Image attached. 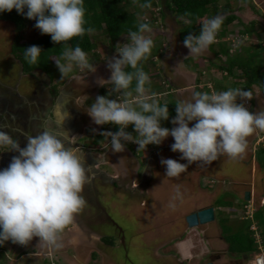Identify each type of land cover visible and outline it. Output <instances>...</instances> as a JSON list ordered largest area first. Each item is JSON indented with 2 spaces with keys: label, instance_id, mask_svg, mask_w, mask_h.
Returning <instances> with one entry per match:
<instances>
[{
  "label": "clouds",
  "instance_id": "clouds-1",
  "mask_svg": "<svg viewBox=\"0 0 264 264\" xmlns=\"http://www.w3.org/2000/svg\"><path fill=\"white\" fill-rule=\"evenodd\" d=\"M141 7L151 8L152 5L145 3ZM13 9L25 18L35 20V28L39 29L42 35H50L54 44L71 41L74 37L83 36L86 31L88 33L95 31L90 26L85 28L84 0H0V13L11 12ZM25 9H27L26 13ZM178 19L184 18L178 17ZM224 19L223 14H217L202 22L198 35L189 34L185 37L183 44L189 49L188 56H199L217 41L216 36ZM146 32H152L151 26L148 23H138L136 31L128 32L129 43L124 44L123 47L117 45L116 54L107 59V67L111 72L107 82L112 85L111 92H108L107 96H87H93L95 100L87 111L94 124L100 128L106 124L118 127V131L115 132H100L99 128L97 134L100 132L104 135L106 132L110 137L113 153L124 152L128 143L138 145L136 151L146 150L148 145H160L171 136L174 139V143L170 146L171 150L179 152L181 154L179 160H186L187 163L162 157L160 163L166 168V177L170 178H179L194 162L211 164L225 154L230 158L242 157L248 147L247 137L257 129L264 131V111L257 113L250 111L249 108L253 99L251 89L245 90L241 87L215 92L214 89H210L213 88L212 81H208V78L205 81L200 80L196 84L198 91L193 92L190 100L176 101V116L171 120L174 127L171 129L162 127L161 121L169 119L168 105H161L154 94H148L145 85L150 84V79L140 63L151 55L154 47L153 39L151 36H146ZM231 43L227 46L228 53H235L237 45L230 48ZM42 52L41 47L31 45L25 48L24 59L29 64H37ZM87 53L77 45L75 48L68 47L63 52L61 59L65 61L64 63H61L60 59H54L61 73V79L73 72L74 65L94 73L96 68L90 62ZM219 57L216 55V60ZM206 59L209 60V57ZM235 70L239 69L233 68L232 73L226 69H217L222 71L224 76L232 75ZM24 73L31 75L30 72ZM47 77H49L48 73ZM47 77L45 85L51 81L50 78L47 81ZM241 77V79L245 78L243 75ZM203 84L204 89H209L208 92L202 88ZM172 90L174 89L168 92ZM113 93L116 94L115 99L110 98ZM0 104L2 106L4 103L0 102ZM192 122L195 123L190 127L189 124ZM130 125L133 126L135 135L126 131ZM92 131L96 132L97 129ZM26 141V146L21 148L18 140L0 130V149L18 153L12 157L7 168L0 170V245L10 240L13 244L27 246L34 237H38L50 246L61 248L63 245L58 242L60 235L73 223L74 216L86 205L81 193L85 184L90 182L89 167H86V161L77 151L72 147H66L61 137L50 131L29 135ZM142 167L138 169L139 172L143 170ZM201 186L206 187L205 183ZM247 190L250 198L245 200L243 197L245 201L243 211L245 205H248L253 198L251 189ZM180 196L178 186L177 197ZM259 201L264 202L263 198ZM214 204L212 205L214 209L219 211V207L217 209L216 203ZM242 217L256 225L264 245V232L256 221L255 209L252 210L251 217ZM183 219L184 217L182 221L186 229L175 243L178 254H180L178 243L184 239H192L188 232L194 228L187 227ZM250 230H253L251 225ZM254 233L253 230L251 234L256 250L250 252L252 257L247 261L243 259V264L256 263V258L261 254ZM197 235L201 237L202 233ZM181 246L183 252V242ZM198 246L200 248L196 246L197 248L193 247L190 250L191 242L187 243L190 252H184L187 256L182 259L183 264H186L185 259L194 256L201 257L202 262L206 263L210 251L213 250L209 249V242H202ZM204 253L208 255L206 258L202 257ZM8 260L9 264H15L14 255L9 256Z\"/></svg>",
  "mask_w": 264,
  "mask_h": 264
},
{
  "label": "rangeland",
  "instance_id": "rangeland-1",
  "mask_svg": "<svg viewBox=\"0 0 264 264\" xmlns=\"http://www.w3.org/2000/svg\"><path fill=\"white\" fill-rule=\"evenodd\" d=\"M131 1V0H129ZM156 5L152 6L150 10L143 11V8L141 5H138L140 12H137L136 8L134 7V3L129 2L128 10L130 12H136L138 20H150L152 18V15L155 17V23L151 25L152 32L151 33H145L146 36H151V38L154 41V47H153V55L150 59V61L145 62L144 71L146 72V69L149 67L152 70H148L146 73L149 76L150 84H146L145 87L148 89V94L152 95L154 94L157 100L167 102L169 99H175L180 100H190L192 97V93L195 91H198V86L195 85L194 87L191 86L188 87V83L185 79L182 78V74L180 71H186V69H192L194 72H198L203 70V67L209 68V73L206 75H203L198 73V80L199 76L201 81H205L206 78H208V81H212L213 88L210 87L211 90L214 89L215 92L220 91H226L229 88H241L243 87L245 81L244 79H241V71L235 70L232 75L224 76L222 71H217V63L218 60H220V63L225 61L228 55H234L239 47L242 45L243 47H247L252 50V48L258 44L259 47L256 49V55L259 58L258 64H263L261 66V70L264 71V0H220L217 4H213L211 7V12L207 13L203 18L202 21H205L209 18H212L216 16L217 14H223L226 15L227 13L233 12L237 18L231 22L230 24L226 26H221V29L218 31L216 40L224 41L223 44L226 47L228 46V43H231V39L234 40L231 44H229L230 48L236 47L235 53H226V54H219L220 56L218 60H216V55L211 51L214 52L218 51V48L220 46L219 43L214 42L211 46L212 49H209L210 52L205 50L202 52L199 56H187L189 53L187 51H183L180 49V46L178 44L179 33L180 29L183 26V22L176 20V15L173 14V12L169 11V8L165 6V0H155ZM163 10L164 15H160L159 10ZM152 14V15H151ZM184 21V20H183ZM253 22L252 24H249ZM35 21L28 19L26 23V27L24 30H22L21 34L24 38V41H30L29 43L21 44L22 41L18 42V40L13 41V35H15L14 29L12 25L9 22L0 21V102L4 103L5 101H8L10 103H20V107L23 110L21 117H25L27 120L30 116L33 114L31 113V109H38V106H41L40 101H46L47 105L50 104V100L48 95L54 96L59 90L61 91L69 89L74 90V94H80L81 97L79 98V102L83 103L84 108L88 106L87 108H90L91 104L95 101L93 96L87 97V90H90L94 93L95 97L99 96H107L108 92L110 93L112 90V85L107 82V80H104V82H99L101 79H104L106 75L111 76V72L107 67V59L111 58L114 54H116V47L119 45L120 47H123L124 44L129 43V39L126 35L121 34L111 45L110 41L108 40L107 36H105L103 33L100 32H94V39L96 40L94 43L93 49L88 52V56L90 57V62L93 63L94 67L96 68V71L94 73L89 72L87 69H81L78 66L74 65V69L72 73H69L68 76L61 79V73L59 72L58 68L56 67V64L54 65L53 69H50V67L47 69V63L42 56H40L37 64H32L34 67L41 68L43 65H45V69L41 70L45 71L43 74V78L46 80L47 72L50 74V77H47L51 79V81L47 84V92H40L39 87L37 85L38 83V74L35 78V76H30L28 74H25L22 71V64L20 60L12 55L11 52V46H15L17 42V47L19 50H21L24 53L25 48L31 46V42L33 40H37L38 36L42 35L40 30L35 28ZM225 36L221 37V32ZM249 32V33H248ZM92 35V38H93ZM17 39V38H16ZM33 42V45L38 44ZM25 44V45H24ZM40 47V46H39ZM69 46L68 45H62V48L64 51L67 50ZM241 48V47H240ZM244 52H242L243 54ZM207 54L209 55V60L206 59ZM238 56V54L236 55ZM60 57L61 63H64L65 61L61 59L62 55H58ZM233 57V56H232ZM214 59V60H210ZM223 60V61H221ZM205 70V69H204ZM72 75V76H71ZM71 76V77H70ZM102 76V77H99ZM153 79V80H152ZM197 80V81H198ZM100 83V84H99ZM161 85L167 84L172 89H178L177 91L172 90V92H165L163 88L160 87ZM100 85V86H99ZM18 86V89L16 87ZM101 90L99 89V87ZM157 86V89L154 88ZM165 86V85H164ZM190 86V85H189ZM36 87V88H35ZM187 87V88H186ZM207 87V86H206ZM27 88V89H26ZM29 88V89H28ZM194 88V89H193ZM203 89L205 88V85L203 84ZM17 89V90H16ZM251 91L253 92V99L252 104L249 107L250 111L253 112H262L264 111V88H258V86L252 85L250 87ZM22 95L21 98L16 100V97L10 96L11 92L18 91ZM62 90V91H63ZM206 92L209 91V89H204ZM28 91V92H27ZM192 92V93H191ZM203 92V91H202ZM65 93L63 92V95ZM115 93H113V96L110 97L112 99H115ZM24 96V97H23ZM86 100L84 101V99ZM135 97V93L133 94V98ZM4 106V104L2 105ZM0 108L1 104H0ZM86 108V110H87ZM17 112H14L16 114ZM87 114V113H86ZM8 115L6 114L5 117ZM176 116V115H175ZM89 120H86L87 129L86 131L93 129L99 130L98 125H95L92 121V118H88ZM173 117L167 121H164V124H161L162 127H167L171 129L174 127V125L171 123V120ZM7 122H4L2 125H5L10 129L12 127V123L14 121H9L10 119L6 118ZM30 122V121H27ZM195 122H192L189 124L191 127ZM28 124V123H27ZM37 131V130H36ZM104 131H113L115 132L112 127L109 125L106 127ZM126 131L132 132L133 135H135V132L133 130V126H129ZM39 133V131H37ZM107 136V134H106ZM171 137V136H169ZM84 139H79V141L84 145H90V144H100L99 137H96V134L94 133H87L86 136L83 137ZM86 139V140H85ZM103 139V136L102 138ZM107 145L110 143V137L107 136ZM173 142L174 139L171 137L170 140L163 141L164 145H167L169 143ZM248 147L246 149V152L242 155V157L237 158H230L227 154L221 156L217 161L212 162L211 164H200L199 162H194L193 164L189 165L187 171L185 173H182L179 178H170V182L167 183V180L163 183V186L161 185V179L159 178V183L157 188L151 187L155 182L153 180L156 173V160L155 155L158 150L161 148L158 147L159 145H148L146 150L142 149L140 151H136L138 145L134 143H128L127 147L129 148V151H132L133 153L136 152L137 159L135 160L133 157H131L132 162L134 165L138 164V161L140 162V165L144 163L149 162V168L148 172L152 175V181L150 176H146L147 180L143 182V186L145 188V198L141 197L144 202V206H140L142 208L141 213H132V212H124L121 213V209L118 210V208L114 207L112 208L111 214L113 215L112 220L117 221L120 223L123 228V231L127 233L129 236V241L131 242V246L128 248L127 251H125L123 244H120V238H118L119 230L114 227L113 222L110 224H106L108 227L107 230L101 228V226H97L96 220L95 221H89V225L85 230L88 232H85V235L83 236V240L78 242L75 246L76 253L72 249L71 245H68L67 247H61L56 248L55 246H50L46 242L40 240L38 237H34L33 241L31 242V246H36L34 252H28L27 254H18L15 256V264H41L43 261L51 256L55 258L54 262L58 264H72L74 262L75 264H85V261L88 259V254L90 251H93L91 254L90 259L92 260L88 261V264H102L101 259L102 257H105L104 252L107 250V252H110L112 254L113 258L118 260L117 264H128L129 261L134 262V264H144L142 262L143 258L148 257L151 255V251L154 253L157 252V248L161 249L158 253L157 257H167V254L172 255V253L177 254L174 250L177 246L176 244H168L171 240H178L182 234L179 236H173L172 239L168 231L171 229V223L176 219H180L179 222H182V218L185 215L186 210H182L181 208H186L189 201L192 200H198V197L192 196L191 193H189V189L191 191H195V193H198L199 198L203 197L206 199L208 197V200L210 203H216V208L219 207V213L218 210L215 212V220L210 223H206L204 225H198L197 227L191 228L189 230V236L193 238L197 234H200L199 229L203 228V231L205 233L204 237H208L206 239L201 238V242H209L210 248L212 250H222V246L224 247L222 241H220L218 232L221 231L222 239L224 242H226L227 249L230 250V246L235 244L237 247L239 240L233 239V234H236L238 232L250 230L251 220L247 218H243V194L241 193V189L238 186L241 187H248L252 188V192H254L253 198L250 202H248V207L252 210L255 209V216L258 214V219L256 221L258 222V225L261 227L262 232H264V202L259 203L260 201V195L259 193L264 194V167L262 169H259V167L256 166V171L253 172L254 174V181L253 185H251V179L248 177L246 181V185L244 181V178L250 168V164H253V161L255 160L254 157V151L256 148H258L260 145H264V131H260L257 129L252 135L247 137ZM171 143V145L173 144ZM163 152L161 151L159 154L161 155ZM178 155H177V154ZM179 152L172 153V158L178 160L180 163H187L186 160H179L180 157ZM168 157V155H166ZM237 161L244 163L243 165H238ZM257 163V162H256ZM255 163V164H256ZM10 163L6 164V167H8ZM141 165V167H142ZM162 167V166H161ZM234 167H237V170L233 169ZM247 168L248 170H245L244 168ZM151 169V170H150ZM239 169H243L244 171L240 172ZM160 170L165 173L166 168L165 166L160 168ZM235 172V177L237 178L239 183H235L234 179L233 183H231V177H233L232 173ZM193 173L195 177V183L196 187L193 188L191 185V182L186 178V176ZM139 174L142 175V170L139 172ZM159 174V173H158ZM249 174H251V171L249 170ZM142 176H139L141 179ZM205 178L206 181L204 182L206 187H202L200 185V179ZM150 178V180H148ZM186 178V179H185ZM190 178V177H189ZM188 180V181H187ZM250 182V183H249ZM167 183L168 185H165ZM187 183V184H186ZM249 183V184H248ZM146 184H149L148 187H145ZM184 184L186 187H184ZM142 186V187H143ZM179 186V191L181 196L177 197V187ZM189 187V189L187 188ZM161 187V188H160ZM184 187V188H183ZM201 189V193L197 192V190ZM234 189L239 191V193L235 192ZM240 189V190H239ZM205 190L209 191V194L206 193ZM259 190H262L259 192ZM163 191H165V194L162 195ZM189 193V194H188ZM237 194L238 196H236ZM209 195V196H207ZM162 196V197H161ZM263 196V195H262ZM155 197H158L156 199ZM217 198V199H216ZM216 199V200H215ZM221 199V204H219L217 201ZM141 200V199H140ZM215 200V201H214ZM187 201V202H186ZM207 201V200H206ZM230 201L232 206L229 204ZM143 203V202H141ZM93 204H96L95 201H93ZM173 204L176 208L179 210L176 211V213L173 214L172 210L175 209L173 207ZM253 204V206L251 205ZM200 205V203H196L195 208ZM136 210H138V205L133 206ZM194 208V210H195ZM200 208V207H199ZM254 208V209H253ZM198 209V208H197ZM134 210V209H133ZM180 214L178 215V213ZM132 214H135L137 216H141L140 223H136V220L133 219L134 216ZM86 215L89 216V214ZM131 218L134 220V225H131ZM146 218V219H145ZM173 220V221H172ZM184 220V219H183ZM96 224V225H95ZM167 230L162 236L165 241L162 248H159V242L152 243L147 247L146 251V244L149 239H152L156 236V232L158 229L160 230ZM148 229H152L154 231V235L149 233L144 236L142 233H147ZM143 235L142 238L145 239L146 243L143 242L140 239V236L137 234ZM77 229L73 228L72 231V237H78V234L76 233ZM71 234V232H69ZM106 235H103V234ZM250 233H253V230H250ZM98 234H101L100 236ZM162 234V231H161ZM196 234V236H194ZM229 236V239L227 237ZM194 236V237H193ZM161 237V236H160ZM149 238V239H148ZM73 240V239H72ZM76 240V239H75ZM162 240V241H163ZM102 243L106 245L103 246ZM8 242V241H6ZM59 242V241H58ZM111 242L114 243V248L111 247ZM9 243V242H8ZM124 243V242H122ZM194 243V241L192 242ZM142 247H140V245ZM168 244V245H167ZM15 244L10 243L9 246L6 248H2V251H0V264H9L8 257L13 255L10 253L11 249L10 246L14 247ZM30 246V248H31ZM94 246V248H93ZM138 246L140 249L138 250ZM108 247L110 249H108ZM1 249V248H0ZM17 249V247H16ZM133 249V250H132ZM141 249L143 251L141 256ZM151 249V251H150ZM28 250V249H27ZM131 255H130V251ZM16 251V250H15ZM24 251V250H22ZM22 251H19L22 252ZM199 251V250H198ZM230 252V251H228ZM40 253V254H39ZM127 253V254H126ZM248 253V252H247ZM250 253V252H249ZM36 254H39L36 256ZM46 254V255H44ZM238 254V253H233ZM44 255V256H42ZM249 258L252 257V254H249ZM131 256V257H130ZM208 255L207 253H204L202 257L206 258ZM63 257V258H62ZM153 257V256H152ZM163 257V258H164ZM112 260V259H111ZM115 260V261H116ZM201 257L194 256L190 259H185L184 263L186 264H199L201 263ZM69 262V263H68ZM172 261L167 260H160V264H171ZM113 264V262H112Z\"/></svg>",
  "mask_w": 264,
  "mask_h": 264
},
{
  "label": "crops",
  "instance_id": "crops-1",
  "mask_svg": "<svg viewBox=\"0 0 264 264\" xmlns=\"http://www.w3.org/2000/svg\"><path fill=\"white\" fill-rule=\"evenodd\" d=\"M252 23L253 22H251L249 24H252ZM178 44L180 46V49H182L183 51H187V53H189V49L184 46L183 41L181 39L178 41ZM207 51L209 52V48L207 49ZM207 57H209L208 54H207ZM203 68L205 70L203 69V70L198 71V72L197 71L194 72L192 69H186V71H183V72L180 71L181 74H182L181 75L182 78L185 79L187 81V83L190 85V86L188 85V87H190V88H191V86L194 87L197 83H199L200 78L203 75H206V77H208L207 74L209 73V68L208 67H203ZM149 69L152 70L151 68L148 67L146 69V72ZM206 72H207V74H206ZM36 73L37 74L39 73L38 74V76H39L38 82L40 81L41 85L45 86L47 88V85H45L46 80L43 78V74H42V73H44V70L42 71L41 68H37L36 67V68L33 69V71H30V74L32 76H35V78L37 76ZM198 73H200V74L202 73V76L201 75L199 76V80H198V76H197ZM99 77H102V76H99ZM109 79H110L109 75H106L105 78L100 80L99 82L101 83V82H104V80H109ZM37 85H38V83H37ZM164 85H161V83H160V87L163 88L165 90V92L168 93V90H170L172 88L167 86V84H165V83H164ZM38 87H39V85H38ZM154 88L157 89V86L154 87ZM174 90L177 91L178 89H174ZM71 92L73 93V95H75L74 94V92H75L74 90H71L69 92V94H71ZM16 93H19V90L16 91ZM76 95H78L79 97L75 96V98H74V97L71 96L69 100L70 101L73 100V103L75 102V104H80V110H79L80 113H78L77 112L78 110H77V111H75V113L72 114V111H70V109H66V111H64V112L63 111L62 112H56L54 110V105L53 104H55V101L53 99H52V102H50L49 105H47V100L46 101L42 100V101H40L41 106H38V109H34L33 108V109L30 110L33 115L30 116L27 120H25L26 119L25 117L23 118V117L20 116L22 114V112H23L21 107H19V110H17L16 108L14 109V112H17L16 114H14V112H12V110H11L10 111V115H8L6 113V107L1 106L2 108H0V123L2 125L4 122H7L6 118L10 119L9 121H14L11 124L12 127H10V129H8V127L5 126V125H2V126H3V128L6 129V131H12V132L19 131L18 134L15 135L14 139L18 140L21 148L26 146V143H27L26 137L27 136L36 135V134H39V133H41L43 131H50V132L60 136L61 139L63 140V142L65 143L66 147H72L75 151H77V153L80 154L82 156V158H84V160L86 161V167H89L88 176H89V181L90 182L85 184L83 192L81 193V195L85 198L86 204H89L90 207L92 206V209L94 210L95 209L94 208L95 204H93L94 200H92L94 194L98 195L100 193L99 192L100 189H105V191L107 192L113 186L114 180H117L119 182V184L126 183V185L127 184L129 185V182L131 181V179L134 180V176H138L139 171H138V173H136V169L137 168L138 169L141 168V166H140V164L134 165V163L132 162V159H131V155H130L131 151H129V148L127 146H126V150L124 152H122V153H113L112 150H111V144L109 145V143H108V145H107L106 132L103 135V139L99 138V140L101 141L100 144H90V145L84 146L79 141V139H81V138L84 139L83 137L87 135V134H84L82 131H86L85 127H86L87 124H89V123L86 122V120H89L88 118H91V117L88 114H86L87 111L89 110V108H87V107L84 108L83 103L79 102V100H80L79 98L81 97V95L80 94H76ZM159 102H163V101L159 100ZM73 106H74V104H73ZM65 108H69V106H67V104H66ZM86 108H87V110H86ZM18 111H19V113H18ZM6 114L8 115L7 117H5ZM27 121H30V122H27ZM164 123L165 122H163L161 124H164ZM63 128H66L67 130H64ZM98 128H100V127H98ZM36 130L39 131V133H37ZM63 131H68V133H66L64 135ZM98 131H96V132L90 131V133H94V134L97 135ZM170 138L171 137H168L164 141L170 140ZM171 143H173V142H171ZM171 143H169L167 145H164L162 143V144H160L158 146L161 149L158 150L156 152L157 155H155L156 170H155L154 173H156V174H155L153 180H155L156 183L151 185V187L153 186V188L154 187L157 188L158 184H160L159 183V178L161 179L162 187H164L162 182H165L167 180V183H169L170 180H171L169 177H166L165 173H163L160 170V168L164 167L160 163L161 158L162 157L166 158V159L167 158H172V153H174V152L171 150V147H170ZM161 151L163 153L160 155L159 153ZM166 155H168V157ZM13 156H15V155H13ZM10 162H8V163H10ZM237 163H238V165H240V164L243 165L244 164V163L239 162V161H237ZM255 163H256V161L254 160L253 164H250L249 170L251 171V174H249V170L246 167L244 168L245 170H248V172H247V174H246V176L244 178V181H243V183L245 182V185H246V181L248 180L247 179L248 177H250L251 183H253V181L255 180L253 172L256 171V166L259 167V169L263 168V167H260L258 165V163H256V164ZM6 164H3L4 169L6 167ZM143 165H144V167H142L143 168L142 172L146 171V169H147L146 175L150 176L151 181H152V175H151L150 172H148V168L150 166L149 162L146 163V164H143ZM146 167H148V168H146ZM233 169L237 170V167H234ZM134 170H135V172H134ZM239 171L243 172L244 170L243 169H239ZM232 174H233L232 175L233 177H231V181H232L231 183H233L232 179H234L235 183H239L237 178L234 176L235 172L232 173ZM186 178L188 180L190 179L189 181L191 182L192 187L195 188L196 187V183H195V180H194L195 177H194L193 173H191L190 175L186 176ZM205 181H206V179L204 177L201 178L200 179V185L204 184ZM167 183H165V185H168ZM184 187H186L185 184H184ZM238 187L242 188L241 189V193H243L244 190L251 189V193H252V195H254V192H252V188L253 187L248 188V187H244L242 185H241V187L240 186H238ZM187 188L189 189L188 186H187ZM115 190H116V192L119 191V195H120L121 198L122 197L124 198V195L127 194V198L126 199L124 198L125 200L123 199L125 201L124 204H129L130 206L138 205V207L141 208L140 204H139V202L141 201L140 199L143 198V195H140L141 192L135 190L134 188H131L130 191L129 190L127 191L126 189H123L121 187H119L118 189L115 188ZM189 191H190L189 193L192 194L194 199H195V197H198V200L189 201L186 208H181L182 210H186L185 211L186 213H188L191 210H194L196 203H200V205H198L195 209H197L199 207H202V206H205V205H215L214 203H210L209 202L208 197L206 199H204L203 197L199 198L198 193H195V191H191L190 189H189ZM205 191H206L207 194H209L208 190H205ZM234 191L239 193V191H237L236 189H234ZM261 191L262 190H259V192H261ZM197 192L201 193V189L200 190L198 189ZM164 194H165V191H163L162 195H164ZM259 194H261L260 195V199L263 198V201H264V194L263 193H259ZM235 195L238 196L237 194H235ZM207 196H209V195H207ZM155 198L158 199V197H155ZM110 204H112V203H110ZM101 206L103 207L104 205L102 204ZM177 210H179V209L175 207V209H173L172 212L176 213ZM131 211H133L132 207H131V209H129L128 212H131ZM86 212H88L87 208L86 209L83 208V210L80 213L76 214L74 216L73 223L71 225H69L64 230V232L60 235L59 243H62V245L65 244L64 247H67L68 245H71V247H72L73 245H75V243H78L81 240H83V236L85 235V229L84 228L87 227L86 224H85L86 221L89 222V221H92V220L93 221L96 220L97 226H100L102 224V221L107 224V221H108L107 216H103V214H101L100 212L93 213V214H96V216H94V215L92 216L91 213H89V216H88V215H86ZM124 212L125 211L122 210L121 213H124ZM179 214H180V212L178 213V215ZM109 216H110V214H109ZM111 216L113 217V215H111ZM179 220L180 219H176L175 222L172 223L171 227H174L175 230H176V233H178L180 235V234H182V232L186 228L184 226V222L183 221L179 222ZM204 226H207V225H204ZM73 228L77 229L76 233L78 234V237L77 236L76 237L73 236V238L70 239V237H72V234H73L72 233ZM105 230H107V226L105 227ZM69 232H71V234ZM162 232L164 234L166 232V230H163ZM199 232L202 233V235L205 234L204 231H203V228L199 229ZM119 233H121V232L119 231ZM119 233H117V234H119ZM169 234H170V236L172 238L171 234L174 235L175 233H169ZM219 234H221V231L218 232V236H219L220 241L225 243V244H223L224 247L222 246L221 249H222V251H226V249H227L226 242L223 241L222 236L219 235ZM98 235L100 236L101 234H98ZM162 236H164V235H162ZM176 236H177V234H176ZM197 236H196V239H195V237L193 238L194 240H192V239H187V240L184 239V240H182V242L184 244L183 252L181 251V248H180V247H182L181 246L182 242L178 243L179 252L181 254L180 257H179L180 260H182L183 258H185L187 256V255L184 254V252L189 253L190 250H192L193 247H196V246L199 247L198 245L202 243L201 242V238H199ZM193 241H194V243H192ZM8 242L12 243L10 240ZM188 242H191V249L190 250H189L190 247H187V243ZM66 244H68V245H66ZM93 248H94V246H93ZM228 251H230V253L233 255V257H235L234 256L235 254H233V253H238V254L240 253L239 251H235V252L232 251V250H228ZM220 252H221L220 249H219V251L218 250H213L214 256L219 254ZM72 264H75V263L72 262ZM85 264H88L87 260L85 261ZM199 264H204V263L201 261V263H199Z\"/></svg>",
  "mask_w": 264,
  "mask_h": 264
},
{
  "label": "trees",
  "instance_id": "trees-1",
  "mask_svg": "<svg viewBox=\"0 0 264 264\" xmlns=\"http://www.w3.org/2000/svg\"><path fill=\"white\" fill-rule=\"evenodd\" d=\"M219 1L220 0H165V6L169 8L170 12H173V14L176 15V20L183 22V26L181 27L179 33L180 39L182 41H184L185 37L189 34H199L201 24L202 22H204L202 21V18L207 13H210L212 5L217 4ZM129 2L134 3V7L136 8L137 12H140L139 8L137 7L138 5H143L145 3H151L152 6L156 5L155 0H84V7L86 10L85 28L87 29V27L90 26L95 29L94 32L103 33L105 36H107L108 40L112 45L113 42L121 34H124L128 37L129 30L136 31L138 23H148L150 26L155 23V17L152 14V18L150 20H138L136 15L137 13L130 12L128 10ZM144 10L148 11L150 10V8H143V11ZM26 12L27 9H25V13ZM159 13H161L160 15H164L163 10L161 9L159 10ZM224 16L225 19L222 26L230 24L237 18V16L233 12L227 13ZM178 17H183L184 21L178 19ZM27 20L28 19L25 18L24 15L18 14L15 9H13L11 12L5 11L3 13H0V21L9 22L14 29L15 35H13V41H22L21 44H23V42L26 44L31 41H24V38L21 34L22 30H24V28L26 27ZM93 33H88L86 31L83 36L74 37L71 41L62 42L61 44H54L51 40L50 35L45 34L38 36L37 40H33L31 44L33 45V42L35 41V43L42 48L43 52L41 53V56L42 58L44 57L47 63V69L49 67L50 69H53L55 65L54 59H59L60 57H58V55H62L64 52L62 45H68L71 48H75L78 45L82 48L83 51L90 52L93 49L94 43L96 41L94 39ZM220 34L222 35L221 37L225 36L224 31ZM18 42L17 44H19ZM223 42L216 41V43L220 44L218 51L214 52L212 50V52L217 56L219 54L228 53V47H226V45L224 46L225 43L223 44ZM17 44L16 47L13 45L11 46V52L22 63L23 71L30 72L36 67H34V65L32 64H29L24 59V53L22 52L21 54V50L18 49ZM211 46L212 44L209 46L210 49H212ZM240 47L237 52L232 55L233 57L227 54L228 58L223 61V63L219 62L217 64V69H226L231 73L233 68L239 69L242 72V75L245 77V84L241 89L249 90L252 84L257 85L258 88H264V71L261 70V66L263 64H258L257 61H259V58L256 55V49H258L259 45H255L251 51L249 48L243 47L242 45ZM154 51L152 48L151 55H149L146 60L140 62L143 67V70L145 62L151 59ZM242 52L244 53L242 54ZM237 54L238 56H236ZM43 66V68H41L45 69V65ZM50 76L51 75L49 74V77ZM132 87H135V81L133 82ZM159 103L161 105H168L169 119L176 115L175 99H169L167 102ZM163 122L164 121H161V123ZM108 125L112 124H106L101 126L100 132L104 131ZM112 129L114 131H118V127L116 125H112ZM100 132L97 134V136L99 138H102L103 134H101ZM254 157L258 165L260 167H264V145H260L258 148H256V150L254 151ZM217 202L221 204V199H219V201ZM228 202L230 205L232 204L230 201ZM256 218L258 219V214H256ZM227 237L229 239L228 235ZM233 239H238L239 243L237 244V247L233 243V245L229 247L230 250L234 252H255L256 246L254 243V238L250 233V230H246L244 232L242 231V233L238 232L236 234H233ZM2 246L3 245H0V251H2Z\"/></svg>",
  "mask_w": 264,
  "mask_h": 264
},
{
  "label": "flooded vegetation",
  "instance_id": "flooded-vegetation-1",
  "mask_svg": "<svg viewBox=\"0 0 264 264\" xmlns=\"http://www.w3.org/2000/svg\"><path fill=\"white\" fill-rule=\"evenodd\" d=\"M31 76V75H30ZM41 80V79H40ZM100 84V83H99ZM38 85H39V91L40 92H42V93H44V92H47V88L45 87V86H42L41 85V82L39 81L38 82ZM100 86V85H99ZM98 86V87H99ZM17 88H18V86H17ZM99 89L101 90V88L99 87ZM63 90V89H62ZM58 91L54 96H51V95H48V97H49V100L52 102V99L55 101V104H53L54 105V110L56 111V112H64V111H66V109H70V111H72V114L73 113H75V111H77L78 113H80V104H75V102L73 103V100L72 101H70L69 99H70V97L72 96V97H74L75 98V96L76 97H79L78 95H73V93L71 92V94H69V92H70V90L69 89H66V90H63V91ZM87 91V95H94V94H91V93H94V92H92V91H90V90H88V89H86ZM63 92L65 93L64 95H63ZM21 93H12V94H10V96H13L14 98L16 97V100H18L19 98H21L22 97V95H20ZM24 97V96H23ZM75 100V99H74ZM4 104H5V107H6V113L8 114V115H10V111L12 110V112H14V109L16 108L17 110H19V107H20V103H15V101L14 102H12V103H10V102H8V101H5L4 102ZM67 104V106H69V108H65V105ZM73 104H74V106H73ZM56 108V109H55ZM18 113H19V111H18ZM71 114V115H72ZM70 115V116H71ZM64 130H67L66 128H63ZM87 129V126L85 127V130ZM0 130H2V131H5V132H7L10 136H12V137H15V135H17L18 134V132L19 131H14V132H12V131H6V129L5 128H3V126L1 125V123H0ZM84 134H87V133H90V131L88 130V131H82ZM81 132V133H82ZM63 133H64V135L66 134V133H68V131H63ZM13 155H18V153L17 152H15V151H12V150H3V149H0V170H3L4 169V167H3V164H6V163H8V162H10L11 160H12V156ZM131 157H133L135 160H138L137 159V156H136V154L135 153H133V152H131ZM138 164H139V161H138ZM134 172H135V170H134ZM141 172V171H140ZM145 172V173H144ZM144 172H142V175L141 174H139L138 173V168L136 169V173H138V176H134V180L133 179H131V181L129 182V185L127 184L126 185V183H121V184H119V182L117 181V180H114V184H113V186L106 192L105 191V189H100L99 190V194L98 195H95L94 194V196H93V198H92V200H94L95 202H96V204H95V206H94V208L96 209H92V206L90 207L89 206V204H86L85 205V209L87 208V214H89V213H91V215L93 216H96V214H93V213H98V212H100L101 214H103V216H107V219H108V221H107V224H110V223H112L113 222V225H114V227H117L118 229H119V231L121 232V233H119L118 234V238H120V240H122V242H124V243H122L121 241H120V244H123V245H125L124 246V249H125V251H127L128 250V248L131 246V242L128 240L129 239V236L127 235V233H125V231H123V228L122 227H120V226H122L120 223H118L117 221H115V220H112V214H111V212L110 211H112V207L114 208V207H116V208H118V210H120L121 209V211L122 210H124L125 212H128L129 211V209H131V207H132V210L133 211H131L132 213H136V212H138V213H141L140 211L142 210V208H139L138 207V210H136L135 208H133V206H130L129 204H124L125 203V199L127 198V194H125L124 195V198L122 197H120V195H119V191H117L116 192V190H115V188L116 189H118L119 187H121V188H123V189H126L127 191L129 190L130 191V189L131 188H134L135 190H137V191H139V192H141V194L140 195H143V197L145 198L146 196H145V193H144V191H145V188H144V186H143V182L145 181V180H147L146 178V172H147V169H146V171H144ZM139 176H142L141 177V179L139 178ZM148 180H150V179H148ZM252 185H253V183H251ZM143 186V187H142ZM149 186V184H146L145 185V187H148ZM131 187V188H130ZM244 192V191H243ZM129 197V196H128ZM124 199V200H123ZM141 202H143V203H141ZM144 202L145 201H143V199H141V201L139 202V204H140V206H144ZM110 203H112V204H110ZM103 204L104 206L102 207L101 205ZM114 205V206H113ZM91 208V209H90ZM139 209H141V210H139ZM94 211V212H93ZM108 212V213H107ZM109 214H110V216H109ZM173 214H174V212H173ZM133 216H134V218L133 219H135L136 220V223H140V221H141V216L139 217V216H137V215H135V214H132ZM185 216V215H184ZM175 218L176 217H174V221L172 222V223H174L175 222ZM132 218H131V225H134V220H133ZM146 219V218H145ZM110 222V223H109ZM172 223H171V226H172ZM85 224H86V226L88 227V226H90L89 225V222L88 221H86L85 222ZM101 226V228H103V229H105V227H106V223L105 222H103L102 221V224L100 225ZM86 227V228H87ZM108 228V227H107ZM171 229H169L170 230V232L168 231V233H175L174 235L176 236V234H177V236L179 235L178 233H176V230H175V228L174 227H170ZM85 229V228H84ZM155 231V230H154ZM154 231L152 230V229H148V231H147V233H142V234H144V236L145 237H147L146 235H148L149 233H151L152 235H154ZM161 231H163L161 228H160V230L158 229V231L156 232V236L155 237H153L152 239H149L148 241H147V244H146V251H147V247H149V245L150 244H152V243H156V242H159V248H162L163 247V244H165L164 242V238H162V235H163V232H162V234H161ZM167 231V230H166ZM85 232L87 233L88 231L87 230H85ZM137 234H138V231H137ZM103 235H106L105 233L103 234ZM139 236H140V239L143 241V242H145L146 240L145 239H147V238H142V236L143 235H141V234H138ZM172 235V234H171ZM173 235V236H174ZM161 236V237H160ZM201 238H202V240H203V238L204 239H206V238H208V237H204V235H202L201 236ZM33 239H35V238H33ZM33 239H32V241H33ZM172 239V238H171ZM163 240V241H162ZM32 241H30L29 242V244L27 245V246H21V245H18V244H15L14 245V247H12V246H10L11 247V249L8 247V249L10 250V253L11 254H13L14 256H16V255H18V254H27L28 252H34L35 251V248H36V246H31L30 244H31V242ZM177 241H179V240H171V241H169L168 242V244L170 243V244H175V243H177ZM100 243L103 245V246H105L106 247V245L104 244V243H102L101 241H100ZM146 243V242H145ZM13 244V243H12ZM77 243H75V245H76ZM167 244V245H168ZM10 245V243H8V242H5L4 244H3V248H6L7 246H9ZM140 245V244H139ZM30 246H31V248H30ZM111 247H113L114 248V243L113 242H111V245H110ZM16 247H17V249H16ZM140 247H142L141 245H140ZM140 247L138 246V250L140 249ZM211 246L209 245V249H211L210 248ZM177 248V247H176ZM176 248L174 249L175 251H176V253L177 254H174V253H172V255H169V254H167V257H164V256H162L161 255V257H157L158 256V253L160 252V250L161 249H158L157 248V252L156 253H154V251L152 252L151 251V249H150V251H151V255H149L148 257H146V258H143V260H142V262L144 263V264H160V260H167L168 259V261H169V263H170V261H172V264H183V261L182 260H180L179 259V257H180V255L181 254H178V252H177V250H176ZM28 249V250H27ZM72 249L75 251V253H76V248H75V246L73 245V247H72ZM108 249H110L109 247H108ZM16 250V251H15ZM22 250H24V251H22ZM30 250V251H29ZM133 250V249H132ZM132 250L130 251V255H131V252H132ZM212 250V249H211ZM19 251H22V252H20L19 253ZM92 252L93 251H90L89 252V254H88V259H87V261H90V260H92V258L90 259V257H91V254H92ZM142 253H143V251H142V249H141V256H142ZM40 254V253H39ZM39 254H36V256L37 255H39ZM127 254V253H126ZM250 253L248 252H240L239 254H235L234 256L237 258V259H244L245 261H247V259L249 258V255ZM44 255H46V254H44ZM44 255H42V256H44ZM104 255H105V257H102V259H101V262H102V264H112V262H113V264H117V262H118V260H116L115 258H113V256H112V254H110V252H107V250L104 252ZM47 256V255H46ZM153 256V257H152ZM216 256V255H215ZM214 254H213V252L212 251H210V253H209V257L207 258V260H206V263L205 264H208V261H211L214 257ZM131 257V256H130ZM164 257V258H163ZM63 258V257H62ZM112 259V260H111ZM54 260H55V258L54 257H50V258H48V260L46 259L45 261H43L41 264H58L57 262L55 263L54 262ZM116 260V261H115ZM237 262H239V260H234L233 262H232V264H236ZM69 263V262H68ZM61 264V263H60ZM128 264H134V262H131V261H129L128 262Z\"/></svg>",
  "mask_w": 264,
  "mask_h": 264
},
{
  "label": "water",
  "instance_id": "water-1",
  "mask_svg": "<svg viewBox=\"0 0 264 264\" xmlns=\"http://www.w3.org/2000/svg\"><path fill=\"white\" fill-rule=\"evenodd\" d=\"M245 200H249V191L243 192ZM184 220L187 227H197L215 220L214 207L212 205H206L195 210H191L184 216ZM234 260H239L236 264H243V259H237L233 257L230 252H220L217 254L208 264H232Z\"/></svg>",
  "mask_w": 264,
  "mask_h": 264
},
{
  "label": "built area",
  "instance_id": "built-area-1",
  "mask_svg": "<svg viewBox=\"0 0 264 264\" xmlns=\"http://www.w3.org/2000/svg\"><path fill=\"white\" fill-rule=\"evenodd\" d=\"M243 216L244 217H251L252 216V211L251 209L245 205V210L243 211ZM251 228L255 231V242L257 243V247L259 248L261 254L259 257L256 258V263L254 264H264V245H263V239L261 235L257 232L256 225L253 223L251 224Z\"/></svg>",
  "mask_w": 264,
  "mask_h": 264
},
{
  "label": "bare ground",
  "instance_id": "bare-ground-1",
  "mask_svg": "<svg viewBox=\"0 0 264 264\" xmlns=\"http://www.w3.org/2000/svg\"><path fill=\"white\" fill-rule=\"evenodd\" d=\"M187 240V239H186Z\"/></svg>",
  "mask_w": 264,
  "mask_h": 264
}]
</instances>
